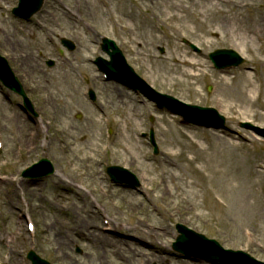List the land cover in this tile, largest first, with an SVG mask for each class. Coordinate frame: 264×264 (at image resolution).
<instances>
[{
	"label": "rangeland",
	"instance_id": "obj_1",
	"mask_svg": "<svg viewBox=\"0 0 264 264\" xmlns=\"http://www.w3.org/2000/svg\"><path fill=\"white\" fill-rule=\"evenodd\" d=\"M17 6L18 0H0V54L23 84L36 115L0 83V257L15 256L7 264H30L26 254L35 250L55 264H126L129 253H120L123 257L104 254L79 234L60 236L61 231L70 232L82 222L77 216L84 203L74 195L79 191L89 193L101 209L96 226L114 216L127 226L167 227L166 236L158 240L175 253L169 256L170 264H191V260L213 264L202 258L187 259L173 249L179 236L177 224L264 263V138L241 126L250 122L264 130V91L250 106L240 94L244 74L264 82V0H44L41 11L29 22L13 16ZM63 37L76 44L74 52L62 46ZM104 37L117 43L148 84L184 103L217 109L226 118L225 127L210 130L183 123L181 117L158 110L142 95L105 80L94 64L97 57L109 59L101 49ZM222 48L245 59L242 66L228 68L227 81L209 60L210 53ZM177 55L191 63L188 58H192L194 69L174 62ZM50 60L55 67L48 66ZM88 88L97 92L96 103L89 100ZM135 106L138 118L130 124ZM60 110L65 115L58 120ZM128 124L131 129H126ZM37 126L44 129L34 147L27 132ZM66 126L84 133L80 137L61 134L58 130ZM167 129L179 132L168 135ZM91 130L109 150L88 163L84 137ZM126 130L138 142L141 157L124 150ZM151 130L158 154H154ZM42 143L46 146L41 147ZM170 152L175 154L174 164L164 169ZM44 158L54 165L53 175L40 180L22 176ZM114 165L129 170L137 185L113 182L107 168ZM216 171L221 178L216 179ZM173 172L197 183L196 201L204 208L189 201L187 189L177 188L179 182H171ZM55 175L67 181L75 178L77 188L64 194L53 187ZM217 182L220 194L213 187ZM142 190L143 200L135 201L133 207L134 194ZM184 202L190 204L183 210ZM132 208L136 211L131 212ZM30 221L35 231L28 230ZM75 244L89 256H77ZM10 249L15 253L10 254ZM135 261L146 264L139 257Z\"/></svg>",
	"mask_w": 264,
	"mask_h": 264
},
{
	"label": "bare ground",
	"instance_id": "obj_2",
	"mask_svg": "<svg viewBox=\"0 0 264 264\" xmlns=\"http://www.w3.org/2000/svg\"><path fill=\"white\" fill-rule=\"evenodd\" d=\"M173 17V16H172ZM262 29L263 26H261ZM260 28V31H261ZM189 60L192 61L189 62L186 60V58L177 55L173 59L174 62H179L182 63L183 65L188 66V70L192 71L194 68L192 65H196V63H193L192 58H188ZM245 76L242 77V87L240 89V94L243 99L247 102V105H254L257 102V98H255L258 93L264 91V82L261 83V85L258 84V82H255L254 79H252L249 75L244 74ZM224 80L227 81V76H229V73H224ZM139 111L137 109V106H135L131 114H129V123H134V120H137ZM56 117L60 118L58 120H61V116L64 114L63 111H59L56 113ZM65 115V114H64ZM56 118V119H57ZM18 119L20 120V117L18 116ZM126 129H131V125H126ZM42 127L37 126L36 129L32 130L30 133L27 132V136L32 142H34V147L37 146L36 144V139L39 138L40 134L42 133ZM72 129L71 126H66L65 128L59 129L58 131L61 134L67 135V136H78L80 137L81 133L83 134L84 132L79 130L76 131ZM57 131V132H58ZM179 132L177 129L176 130H171L167 129L166 133L168 135H173L175 133ZM76 133V134H75ZM83 137V135H82ZM85 139V149L87 152L84 155V161L91 163V160H97V157H100L99 154H101L103 151H108L109 146H104L101 143V140L96 138L94 134V130H91L89 135H86L84 137ZM124 139L127 142V146L124 148L125 151L129 152V154L136 155L137 157H141L142 151L140 150L138 146V142L132 140V137L130 135V131L126 130V133L124 135ZM42 146H46L44 143L41 144ZM119 145L114 146V148H118ZM66 151H69L68 145H66ZM182 153L179 154V157L181 156ZM175 154L169 153L167 160L164 162L166 166H164V169H168L170 166H173L171 164H174V162L171 163V158L174 157ZM148 160V159H146ZM193 163V162H191ZM171 173V172H170ZM96 174L100 175L99 172ZM221 178V174L219 171H216V179ZM169 179L171 180L172 183L179 182L176 184L177 188L180 189L179 187H184L187 189L186 193L189 192L188 198L189 201L193 203L194 206L197 208H204L205 205L203 204H198L197 203V198L199 196L198 193L195 192V189L198 188L197 183L193 184V182H190L188 179L181 178L180 176H177L174 172L170 174ZM77 180L75 178H71L70 181H67L66 178H64L62 175H55L54 179L52 180L53 182V187L59 188L62 191H65L64 194H68L67 192L70 191L72 193V189H76L75 187V182ZM220 182H217L214 184L213 187L219 188L221 187ZM38 184H30L29 186H36ZM179 186V187H178ZM193 187V188H192ZM20 188V187H18ZM192 188V189H191ZM21 189H23V184H21ZM188 189H190L188 191ZM72 190V191H71ZM34 191H32L33 193ZM75 197L78 199V201L83 202L84 205L79 209V215L77 216L78 220L81 219L82 222L80 225H75L72 231H61V236L63 238H69V235L71 234H79L81 237H85L87 240H91L94 242V244L101 250L103 251L104 254L107 253H115L118 256L121 254L125 255L129 253L127 257H125V262L126 264H134L135 258L139 257L143 259V262L145 263L146 259V264H170L169 256L174 255L172 251H170L169 248L165 247L163 244H161L158 240V236H162L167 234L168 228L167 227H158V226H149L144 223H137L136 225H132L129 223V226L127 224L125 225V222H121L119 218H115L114 216L112 218L106 217L104 218V224L101 226H96L95 224V219L98 217H101L99 212H101L100 208H97L95 206V203L91 200L89 193L86 192H79L76 191L74 193ZM134 198L131 201L132 206L136 204V202L143 200L142 195H143V190L138 191L134 194ZM63 196V195H62ZM141 196V198L139 197ZM34 198V197H32ZM136 201V202H135ZM50 205H54L52 201H49ZM190 202H184L182 204L181 209H187V204H190ZM11 203V202H10ZM13 206V205H12ZM134 207V206H133ZM15 208V206H14ZM180 209V210H181ZM136 208H132L131 212H135ZM94 215V216H93ZM93 216V217H92ZM21 226V224H20ZM135 233V234H134ZM138 233V234H136ZM145 236H148L149 239L145 238ZM114 236V237H111ZM63 246L65 242L63 241ZM112 249V250H111ZM10 252L13 254L15 251L10 249ZM123 255H120L123 257ZM102 260L105 259V256L101 258ZM142 261V260H141ZM140 262V261H139ZM191 264H198V260H191ZM177 263L179 264H189L187 261H178ZM99 264H105V263H99ZM108 264V263H106ZM124 264V263H120Z\"/></svg>",
	"mask_w": 264,
	"mask_h": 264
},
{
	"label": "water",
	"instance_id": "obj_3",
	"mask_svg": "<svg viewBox=\"0 0 264 264\" xmlns=\"http://www.w3.org/2000/svg\"><path fill=\"white\" fill-rule=\"evenodd\" d=\"M43 4V0H20V8L15 9L14 13L17 16L29 19L32 17L33 14L38 12L41 9ZM69 45V43H68ZM74 45H69L70 49H73ZM104 50L110 54L111 61H105L103 59H99L96 61L97 65L109 74V77L112 79H117L120 81L129 84L130 86L134 87L135 89L142 88L138 85V78L135 77L133 70L126 65L125 60L122 56L121 51L116 46V44L109 40H104ZM211 59L216 63L218 68H225L231 66L240 65L243 62V59L233 50L223 49L217 50L210 55ZM50 65H53V62H50ZM0 80L3 82L4 86H7L11 90L20 94L26 106L30 111H33V106L31 102L27 99V96L19 83L18 79L14 76L13 72L11 71L7 61L0 56ZM137 82V83H136ZM92 98H95L93 92L91 93ZM170 100H173L172 97H169ZM161 106H168L170 109L175 110L172 106L166 105L164 103L159 102ZM186 108H190L201 115V119L205 120L203 117L206 114L217 115L215 109L212 108H202L197 106H186ZM176 111V110H175ZM54 172V168L51 163L47 159H43L32 168H29L24 172V175L27 177H43ZM109 173L112 176V179L115 181L123 182L128 181L133 186L134 184L137 185L138 181L135 179L133 175H131L127 170L120 168V167H111L109 168ZM123 176H128L124 178ZM130 178V179H129ZM132 178V181H131ZM177 230L180 233V236L177 239L174 248L180 252L187 253L188 251H198L205 257L214 259V261L220 260V255H230V256H240L243 260L250 264H255L253 258H251L248 254L243 252H233L231 250H224L221 245L212 239L206 238L202 234L195 233V231L185 227L184 225L178 224ZM29 257L33 260L34 264H47L45 261L39 259L34 252L30 253Z\"/></svg>",
	"mask_w": 264,
	"mask_h": 264
}]
</instances>
